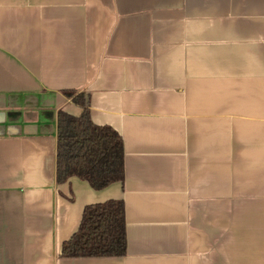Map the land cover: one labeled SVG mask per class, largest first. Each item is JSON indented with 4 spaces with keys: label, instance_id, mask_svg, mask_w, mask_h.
Wrapping results in <instances>:
<instances>
[{
    "label": "crops",
    "instance_id": "1",
    "mask_svg": "<svg viewBox=\"0 0 264 264\" xmlns=\"http://www.w3.org/2000/svg\"><path fill=\"white\" fill-rule=\"evenodd\" d=\"M71 90L123 184L56 183ZM108 200L125 256L62 258ZM0 264H264V0H0Z\"/></svg>",
    "mask_w": 264,
    "mask_h": 264
},
{
    "label": "trees",
    "instance_id": "2",
    "mask_svg": "<svg viewBox=\"0 0 264 264\" xmlns=\"http://www.w3.org/2000/svg\"><path fill=\"white\" fill-rule=\"evenodd\" d=\"M82 109L79 116L57 112L56 183L76 177L100 191L125 180V151L122 136L110 126L91 119L89 95L65 91ZM125 205L108 200L85 207L79 229L62 245V258H109L126 254Z\"/></svg>",
    "mask_w": 264,
    "mask_h": 264
}]
</instances>
